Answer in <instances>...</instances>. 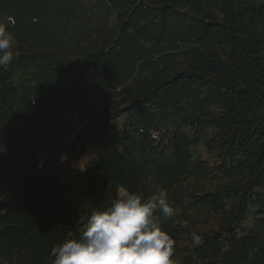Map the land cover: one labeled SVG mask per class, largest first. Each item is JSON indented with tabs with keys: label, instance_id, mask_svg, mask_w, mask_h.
<instances>
[{
	"label": "trees",
	"instance_id": "obj_1",
	"mask_svg": "<svg viewBox=\"0 0 264 264\" xmlns=\"http://www.w3.org/2000/svg\"><path fill=\"white\" fill-rule=\"evenodd\" d=\"M0 22L17 41L14 59L0 67V166L4 177L22 179L18 191L0 190V264H52L53 246L77 238L121 186L145 198L155 186L165 188L173 206L187 178L210 170L193 152L208 128L225 155L216 173L226 183L194 206L210 205L221 217L218 230L197 234L202 243L186 264H264V0H0ZM90 91L104 108L87 113L95 124L78 157L101 130L114 129L123 116L132 121L115 129L86 174L70 176L65 188L75 200L59 203L35 165L29 132L17 122L34 123L38 134L60 131L63 142L62 114ZM213 100L223 113L207 112L204 104ZM187 110L198 113L170 132L153 125ZM153 127L161 132L158 142L148 133ZM134 135L153 144L142 146ZM205 144L211 149L213 142ZM251 207L258 212L248 229Z\"/></svg>",
	"mask_w": 264,
	"mask_h": 264
},
{
	"label": "rangeland",
	"instance_id": "obj_2",
	"mask_svg": "<svg viewBox=\"0 0 264 264\" xmlns=\"http://www.w3.org/2000/svg\"><path fill=\"white\" fill-rule=\"evenodd\" d=\"M116 22V17L113 16L111 23L114 25ZM21 77V73L17 72L14 77V81L19 83ZM197 83H200L197 81ZM134 86L132 83L129 86V90H131ZM206 89V88H205ZM204 95V92L203 94ZM122 96L120 99H123ZM81 104L85 108L86 112L89 114H96L98 111L104 108L101 101L97 98L93 91H90L85 97L81 99ZM207 112H210L213 115L223 113V107L220 101H210L209 104L205 103ZM127 107V105L125 106ZM190 109V108H189ZM196 109V108H195ZM197 114L198 111L190 112V110L184 111L182 113H169L165 117L162 118L161 121L154 123L153 125L160 129L162 133L170 132L181 120H184L190 114ZM132 120L129 119V116H123L120 120L113 123L114 129H104L101 130L98 134L95 141L93 140L91 143H97L100 148L103 143L113 139L116 137L115 129L122 130L126 124L131 123ZM143 123H141L142 125ZM17 127L21 128L24 131L29 132L30 139L29 147L33 156V160L38 169L45 174V181L47 184V190L51 194L55 193L57 196V202L61 203L67 202L71 204L74 200V196L70 193L67 195H60L61 193H67L69 190H66V186L71 182L72 176L71 172V160L78 159L77 155L73 156L69 163L63 164L62 158L59 153L63 149V142L61 138L60 131H45L44 134L35 133L34 123L27 122H17ZM187 131L191 133V129L187 128ZM217 132L213 128H208L206 130V136L204 140L200 141V144L197 148L193 149L194 152V161L195 162H203L206 161L209 165L210 170L207 173L196 177L187 178L180 187L177 188V195L174 196L173 201L175 210V221H185L186 226H182L179 223H173L172 220L166 221L169 223L168 233L176 232L174 234V253L172 259L175 261V264H186L191 257V252L194 249V246L191 242V234L194 232L196 234H208L211 232H215L219 229V219L221 215L215 213L211 206L206 205H198L194 206L195 199L204 197L208 193L214 191L219 185L226 183V180L221 178L216 171L218 167L225 163V155L220 152L218 146L214 145L216 142ZM91 134H87L83 138L84 145L89 141ZM136 143L140 145H149L153 144L152 142H145L143 136L134 135L133 136ZM206 141H212L213 145L210 149L206 143ZM120 150H127V146L125 144L120 145ZM139 151H143L140 147ZM68 167L69 172H65L64 169ZM60 172H64L66 174V178H62V175H59ZM68 173V174H67ZM11 175V174H10ZM1 180L4 178L2 175V170H0ZM75 178L76 176H72ZM16 176H8L5 177L4 182L10 186L16 187L19 182L15 179ZM63 180V181H62ZM59 184L61 186V190L56 191V186ZM64 189L66 191H64ZM62 191V192H61ZM183 193V195H182ZM193 194L196 198L191 199L190 195ZM72 195V196H71ZM68 196V197H67ZM76 197V196H75ZM67 200V201H66ZM230 207V204H228ZM258 210L254 207H251L250 212L247 214V218L245 219L243 225L244 227L251 229L253 227L255 213Z\"/></svg>",
	"mask_w": 264,
	"mask_h": 264
},
{
	"label": "clouds",
	"instance_id": "obj_3",
	"mask_svg": "<svg viewBox=\"0 0 264 264\" xmlns=\"http://www.w3.org/2000/svg\"><path fill=\"white\" fill-rule=\"evenodd\" d=\"M16 43L7 23L0 22V67L6 68L14 59ZM168 197L167 189L159 186L147 198L119 187L111 205L93 211L77 238L53 246L52 264H175V241L164 222L182 226L186 222L174 220ZM191 242L198 246L202 240L193 232Z\"/></svg>",
	"mask_w": 264,
	"mask_h": 264
},
{
	"label": "built area",
	"instance_id": "obj_4",
	"mask_svg": "<svg viewBox=\"0 0 264 264\" xmlns=\"http://www.w3.org/2000/svg\"><path fill=\"white\" fill-rule=\"evenodd\" d=\"M6 21L11 27L15 25L13 17H7ZM117 91L120 92L121 87H118ZM94 124L95 120L85 112L84 107L80 103L75 104L70 110L62 114L61 129L63 134L65 159L72 158L83 150V147L85 146L83 138L89 133ZM130 129V127H127V130ZM145 132L146 130L143 127H139V134ZM148 133L151 140L154 142H158L161 138V132L154 127L149 129Z\"/></svg>",
	"mask_w": 264,
	"mask_h": 264
},
{
	"label": "crops",
	"instance_id": "obj_5",
	"mask_svg": "<svg viewBox=\"0 0 264 264\" xmlns=\"http://www.w3.org/2000/svg\"><path fill=\"white\" fill-rule=\"evenodd\" d=\"M116 129L118 130V127ZM103 145H104V143L102 144V146ZM100 148L98 147L97 143L93 142V143L89 144L88 146H86L84 148V151H83L82 155L78 159H72L71 160V169H72L71 174H72V176H78V175L86 174L87 173V165L91 161L95 160L98 157ZM0 170H1V166H0ZM59 175H62L63 179L66 178V176H65L66 174H64V172H60ZM8 176H16V175L11 174V175H8ZM8 176H6V177H8ZM4 179H5V177L2 180H1V177H0V190L2 191L3 194L5 193V195H10L12 192L18 191L21 188V186H22V179L19 176H16V178H15L17 180V182H19V184L16 187H13V186H10V185L6 184L4 182ZM64 191H65V189H64ZM134 192L143 196V194H142V192L140 190L139 191H134ZM70 193L74 196V200H75V194H74V192H72L70 190L67 193L63 192L60 195L64 196V195H67V194H70ZM116 197H117V193H116ZM64 203H67V202H64Z\"/></svg>",
	"mask_w": 264,
	"mask_h": 264
},
{
	"label": "water",
	"instance_id": "obj_6",
	"mask_svg": "<svg viewBox=\"0 0 264 264\" xmlns=\"http://www.w3.org/2000/svg\"><path fill=\"white\" fill-rule=\"evenodd\" d=\"M174 236V235H173Z\"/></svg>",
	"mask_w": 264,
	"mask_h": 264
}]
</instances>
